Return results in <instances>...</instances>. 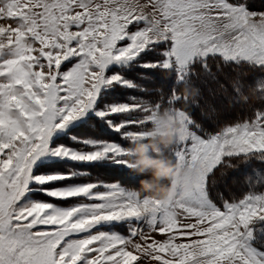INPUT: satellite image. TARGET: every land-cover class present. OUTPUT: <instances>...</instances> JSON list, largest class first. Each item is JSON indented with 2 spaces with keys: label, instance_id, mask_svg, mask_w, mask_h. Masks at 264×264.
Here are the masks:
<instances>
[{
  "label": "snow or ice",
  "instance_id": "obj_1",
  "mask_svg": "<svg viewBox=\"0 0 264 264\" xmlns=\"http://www.w3.org/2000/svg\"><path fill=\"white\" fill-rule=\"evenodd\" d=\"M0 20L8 22L0 25V264H264V180L219 204L208 187L218 166L264 162V80L247 95L234 82L251 115L215 134L199 135L178 113L183 124L169 154L199 168L178 201L142 198L118 183L53 188L88 174L43 170L49 160L124 165L118 143L57 141L93 116L127 139L145 133L159 104L100 105L117 86L136 89L123 70L158 48L160 59L140 66L174 72L177 84L216 58L264 72V11L246 0H0ZM180 99L174 92L169 105ZM136 112L143 117L127 123L138 131L110 118ZM33 193L82 199L61 207ZM117 225L128 234L101 230Z\"/></svg>",
  "mask_w": 264,
  "mask_h": 264
},
{
  "label": "rangeland",
  "instance_id": "obj_2",
  "mask_svg": "<svg viewBox=\"0 0 264 264\" xmlns=\"http://www.w3.org/2000/svg\"><path fill=\"white\" fill-rule=\"evenodd\" d=\"M247 5L250 10L253 11H264V0H246ZM7 21L0 20V25L7 26ZM162 48H158L157 50L144 55L143 59L139 61V63L132 68L123 70V75H125L126 78L132 80L135 84L138 85L136 89H126L120 86H117L115 89L110 90L109 93H106L104 96V99L101 103V107L105 103H136L137 101H143L150 106H155L159 104L161 107L164 106H170L174 108H178L176 105H169V101L161 103L160 100H157V96H161L162 100L165 97V91L169 89V85L167 82L162 84L159 79H162L163 76L166 78H173V80L176 81V76L174 72H169L167 70H161V69H145L141 67L140 65L147 62H156L160 59L159 53L162 51ZM214 64V66H211V64ZM208 64L211 66L210 68L217 69H224L227 68L229 70V76L232 79L237 80H230L231 87H235V81H239L240 84L244 87L245 95H247V90L250 89L253 85L258 86L261 80H264V72H261L259 69H252L248 65H235L232 64H224L222 59L216 58V59H209ZM199 67V71H201L202 74H204L206 71L202 67V65L197 64ZM209 69L205 73L206 75V81H209L210 76L215 75L211 72L209 74ZM193 71V70H192ZM208 83V82H207ZM159 85L162 87V89L157 90L156 86ZM155 87V88H154ZM169 90H167L168 93ZM135 98V99H130ZM170 99V98H169ZM241 103L239 104V102ZM232 102V103H231ZM253 104L259 105L261 101L253 99ZM226 104H233V106L237 107L238 113L240 115L236 118L233 116H230L231 119H228L223 126L232 124L238 121H241L245 118H247L249 115H251L250 110L247 107L248 102L237 98H233L232 101H226ZM225 103L220 104L219 106L221 108H225ZM180 109V108H178ZM182 110V109H180ZM207 110V109H205ZM183 111V110H182ZM207 113V111H205ZM143 113H120V114H113L111 119H113L114 123H121L124 122L126 124V127L129 131H138L140 130L139 125H133L128 124L127 121L129 119H139L143 117ZM233 115V114H232ZM222 126V127H223ZM220 127V128H222ZM216 130L213 133L215 134ZM193 131L198 132L195 127H192ZM199 134V133H198ZM77 136L78 139H100L105 140L110 143H118L122 147H127L129 144V141L126 137H123L120 133L116 132L113 128H110L105 122L100 121L98 118H95L94 116L87 119L83 123H79L76 125L70 132L67 134H64L60 136V139L57 141V143H64L70 147L75 148H81L84 147L83 145L73 142L71 140V136ZM201 136H205L202 134H199ZM232 163L235 165L234 168H228L223 166H218L216 170H214V173L210 175L209 177V184H211L212 188L216 185V182H218V179L223 177L224 175L222 172L226 171L229 174V171L231 173V180L229 182V185L225 186H219L218 190L215 191V196L212 195L209 184V193L210 197L217 202L218 204L221 203L219 197L222 195L225 199L231 200L233 197H239L241 194L246 192L249 188V183L255 184L258 187L260 186V182L264 180V162H257V161H250V162H242L239 160H234ZM246 165L248 168L245 171V173L242 174V172H238L241 166ZM70 169L76 170V171H82L86 172L87 176L82 177H76L69 181H57L53 182L49 187H63L66 186L69 183L78 184V183H87V182H97V183H118L122 187H125L126 189L133 191L136 189H139L140 187V180L143 179V177L140 176L138 180H131L132 177L135 175L132 174L129 169L125 165H115L112 162H97L93 163L91 165L88 164H78L75 162H67L64 161H55V160H49L47 162V165L44 167V171L48 172H68ZM129 176V177H128ZM143 195H146V193H141V197L143 198ZM32 199L37 200H45L48 202H52L57 204L61 207H68L73 204H76L80 202L82 198H69L66 200H60L48 197L42 193H33L31 196ZM141 227L145 232H148L149 229L146 224H142ZM101 230H115L121 232L123 235L128 234L127 226L126 225H117L115 228L109 229L104 228ZM155 238L157 240L164 239V236H161L159 233H154ZM137 242H139V238H134ZM145 264H149L148 261H145Z\"/></svg>",
  "mask_w": 264,
  "mask_h": 264
},
{
  "label": "clouds",
  "instance_id": "obj_3",
  "mask_svg": "<svg viewBox=\"0 0 264 264\" xmlns=\"http://www.w3.org/2000/svg\"><path fill=\"white\" fill-rule=\"evenodd\" d=\"M183 94L194 98L198 90L189 81L183 84ZM179 112L185 111L170 106L155 109L149 117V126L142 135L130 136L124 148V165L134 175L143 177L139 189L134 192L150 200L173 199L178 201L180 193L189 190L199 173L198 165L189 161L181 165L169 154V150L180 137L183 124Z\"/></svg>",
  "mask_w": 264,
  "mask_h": 264
},
{
  "label": "trees",
  "instance_id": "obj_4",
  "mask_svg": "<svg viewBox=\"0 0 264 264\" xmlns=\"http://www.w3.org/2000/svg\"><path fill=\"white\" fill-rule=\"evenodd\" d=\"M211 66H214V64L212 63ZM211 66L209 65V67ZM198 67L199 66L197 64L193 66V71L189 77L191 84L198 90V94L194 98L184 99L185 96L183 94V84H177L173 78L165 79V76H163L162 79L159 80L162 82V84L165 82L168 83L169 89L167 90L169 91L168 93L167 90L165 91L166 94L163 100L161 96H157V100L159 99L161 103H168L175 92V94L179 95L181 99L179 101L173 102L172 104L185 111L194 121V125H199V128L195 127V129L198 130L197 133L205 135L213 133L222 127L223 124L228 121V119H231L230 116L237 118L240 115V113L237 111V107L233 106V104H226V101L230 102L233 98H237L235 87H231L229 84L230 80H237V77H235L236 79H232L229 76V70H227V68H219L215 70L212 67L209 69V74L211 72L213 74L216 72V74L213 75V77L211 75L209 81H206V72L202 74ZM156 88H158L157 90H159V92L160 89H162V87L159 85H157ZM222 103L226 104L225 108H221L219 106ZM240 103L241 101L239 104ZM205 111H207V113H205ZM247 168L248 167L246 165H243L240 167L238 172H242L243 174ZM231 173L230 171L229 174L226 171L222 172L224 176L218 179V182H216L214 188H212L211 184L208 183L213 196H215V191L216 189L218 190L219 186L226 187V185H229ZM139 178L140 176L135 175L131 180H138Z\"/></svg>",
  "mask_w": 264,
  "mask_h": 264
}]
</instances>
